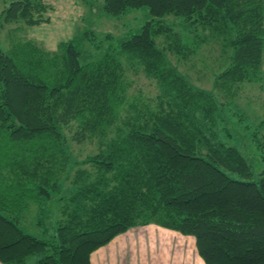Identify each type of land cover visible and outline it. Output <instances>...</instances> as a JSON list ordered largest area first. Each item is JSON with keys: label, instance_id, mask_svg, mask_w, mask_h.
Here are the masks:
<instances>
[{"label": "trees", "instance_id": "16d2710c", "mask_svg": "<svg viewBox=\"0 0 264 264\" xmlns=\"http://www.w3.org/2000/svg\"><path fill=\"white\" fill-rule=\"evenodd\" d=\"M7 4L5 22L48 18L42 0ZM99 8L148 15L124 38L101 42L88 28L54 50L31 38L0 49V263L90 264L99 245L153 223L192 235L203 264H264V165L253 171L222 125L240 83L264 85V0H101ZM170 15L225 52L210 89L171 63L168 54L182 58L187 47L163 20ZM125 57L153 80L155 102L128 93ZM261 125L246 128L264 163ZM70 142H95L94 150L77 159ZM31 217L47 237L20 225Z\"/></svg>", "mask_w": 264, "mask_h": 264}, {"label": "rangeland", "instance_id": "374dc122", "mask_svg": "<svg viewBox=\"0 0 264 264\" xmlns=\"http://www.w3.org/2000/svg\"><path fill=\"white\" fill-rule=\"evenodd\" d=\"M9 0H0V11L7 6ZM46 5L45 14L48 18L39 23L22 25L21 21H4L0 19V49L4 50L8 42L18 38L34 39L46 49L54 50L60 41L73 38H80L82 31L91 29L96 36L111 34L116 38H124L127 33L134 32L147 17V10L144 8L126 11L122 15L109 16L100 10L101 0H42ZM142 9V10H141ZM145 11V14H144ZM170 23L171 31L178 35L181 43L186 44L183 57L177 58L168 54L173 63L191 84L204 89L211 88L212 77L226 65L225 52L220 49L216 40L208 35L206 31H201L198 27L187 26L180 18L172 15L165 16L164 19ZM108 40L106 45L114 44L115 38ZM104 42V41H103ZM157 44H165L163 36L156 39ZM166 45V44H165ZM78 60L86 62L90 60L87 48L80 47ZM125 66L124 77L128 83V93L136 96L144 102H155L154 96L157 93L153 80H150L140 69L139 63L133 59L123 58ZM232 104L229 111L222 117L223 127L232 133L231 141L238 147L251 169L254 171L264 165L258 158V152L253 148V144L248 140L250 130L246 127L254 124L257 120H264V85L259 82L240 83L234 92ZM234 113H240L238 119ZM225 112V111H224ZM231 114V115H230ZM259 140L262 145L259 152L264 157V125L258 129ZM95 142H84L81 144L69 143V153L75 158L81 159L87 153L94 150ZM33 208V207H32ZM31 208V209H32ZM33 218L20 225L36 236L47 237L39 227L32 225ZM40 231V232H39Z\"/></svg>", "mask_w": 264, "mask_h": 264}, {"label": "crops", "instance_id": "0c3cea01", "mask_svg": "<svg viewBox=\"0 0 264 264\" xmlns=\"http://www.w3.org/2000/svg\"><path fill=\"white\" fill-rule=\"evenodd\" d=\"M88 259L90 264H203L192 235L153 223L116 234Z\"/></svg>", "mask_w": 264, "mask_h": 264}]
</instances>
